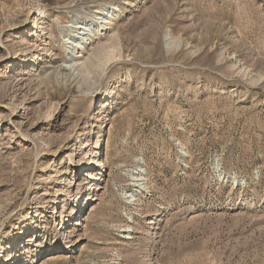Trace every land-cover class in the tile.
I'll return each instance as SVG.
<instances>
[{"label": "rangeland", "instance_id": "1", "mask_svg": "<svg viewBox=\"0 0 264 264\" xmlns=\"http://www.w3.org/2000/svg\"><path fill=\"white\" fill-rule=\"evenodd\" d=\"M0 264H264V0H0Z\"/></svg>", "mask_w": 264, "mask_h": 264}, {"label": "bare ground", "instance_id": "2", "mask_svg": "<svg viewBox=\"0 0 264 264\" xmlns=\"http://www.w3.org/2000/svg\"><path fill=\"white\" fill-rule=\"evenodd\" d=\"M101 19L103 20L102 22H103L104 24L107 23V21H106L107 18H101ZM33 21L35 22V24H34L33 27L36 28V27H37V24H38V21H37L35 18H33ZM74 25H75V26H74L73 29H75L76 31H86V29H87V25H86V24L75 23ZM82 33H83V32H82ZM77 35H78V34H77ZM79 35H81V34L79 33ZM69 40H70V42L68 41V45H72V46H74L73 44L76 43V42H73L72 39H69ZM67 48H68V47H67ZM73 50H74V48H72V51H73ZM65 59H66V58H65ZM63 60H64V59H63ZM63 62L68 63V65L71 63V62H70V59H69V60L67 59V60H65V61H63ZM73 63H75V62H73ZM76 64H77V62H76ZM61 65H62V64H61ZM65 65H67V64H65ZM53 67H54V66H53ZM59 67H61V68L64 70V69H66L68 66H67V67L59 66ZM69 67H70L71 69H72V68H73V69H74V68H75V69L77 68V66H76V67H75V66L73 67L72 64L69 65ZM69 67H68V68H69ZM48 68H49V66H48ZM53 69H54V68H53ZM74 71H75V70H74ZM81 150H82V149H81ZM91 164L94 165V163H91ZM99 166L104 167V165H103L101 162L97 165V167H99ZM97 167H96V168H97ZM86 174H88L89 178H92V174H93V172H92V173H91V172L88 173V172L86 171ZM71 184H72V183H71ZM77 201H78V200H77ZM73 202H74V199H73ZM76 223H77V222H76Z\"/></svg>", "mask_w": 264, "mask_h": 264}]
</instances>
